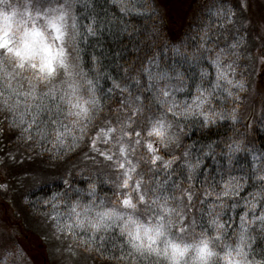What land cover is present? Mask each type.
<instances>
[{
    "label": "snow or ice",
    "instance_id": "1",
    "mask_svg": "<svg viewBox=\"0 0 264 264\" xmlns=\"http://www.w3.org/2000/svg\"><path fill=\"white\" fill-rule=\"evenodd\" d=\"M227 5L205 0L195 26L159 43L164 25L153 19L155 0L119 8L117 0H37L26 15L53 33L47 64L17 63L12 42L0 44V135H17L50 160L78 157L87 185L65 181L43 200L57 238L108 253L115 264H169L128 232L135 214L177 240L198 235L209 264H264V142L257 148L234 131L248 86L244 38L234 25L246 5ZM189 123L208 130L230 124L233 135L185 148L181 125ZM105 183L115 202L100 196Z\"/></svg>",
    "mask_w": 264,
    "mask_h": 264
},
{
    "label": "trees",
    "instance_id": "2",
    "mask_svg": "<svg viewBox=\"0 0 264 264\" xmlns=\"http://www.w3.org/2000/svg\"><path fill=\"white\" fill-rule=\"evenodd\" d=\"M12 1H17V3H21V5L23 7L26 6V8L31 6L32 9L35 8L37 2V0ZM243 1H245V4ZM261 1L264 0H240L241 4L251 9V12L248 14L246 7L243 8L242 13L238 10L236 24L234 25V29H241L240 35L244 38V43L241 45L243 50L241 71L243 72V78L248 84L245 91L241 94L243 96L242 103L236 105L239 110L240 123L235 125L234 131L240 133L242 137L246 136L257 148L264 142V128H262L260 123L261 117L264 116V94L257 95L252 93L254 70L251 68L249 60H247V58L244 59V57H247L250 52H257L260 56L264 57V34H261L259 30L261 15L257 13L258 9L261 10V8H259L260 6H263L264 12V5L261 4ZM236 2L237 0H228L227 6L235 5ZM101 3H103V0H101ZM125 3H127V0H117V8ZM204 3L205 0H155L158 16H154L153 19L156 20L157 25L161 23L164 25L159 43H164L165 39L176 40L177 38H182L183 33L188 30L189 24L195 26V17L199 15L198 6ZM111 11L115 12L116 9H112ZM241 17L247 18L251 22L248 21L242 24ZM206 19L207 18H205V22ZM145 22L144 20H140L131 21L130 23L140 26ZM147 23L151 27V21H147ZM216 23L218 22L214 20L213 25L215 26ZM253 126L262 128V130L255 132L252 130ZM181 127L183 131L187 133V136L182 140L185 148L194 146L196 149H199L203 145L221 140L225 135H233V128L230 124L222 127L213 126L211 130L201 129L199 124L194 125L192 123H189L186 127L182 124ZM0 142H2L0 143L2 145L0 150H4L0 152V156H3V161L16 163V160H21L25 162L23 166L12 165L11 163L6 164L9 165L7 166L9 168L10 166H15L13 171H19L21 168L20 172L24 171L23 174L25 176L24 180L26 181V186L19 190V205H16L20 207L19 211L24 213L22 217L25 219V224H28L21 232L23 240L31 242L29 237L32 232H36L37 237H45L48 240L51 239V236L56 237L54 230L49 226V221L44 217V214L49 211V208L43 206L42 202L51 193L63 191L65 181H68L73 187H87V185L80 183L82 178L79 175L81 167L77 166L78 157H71L67 161L63 159L57 161L55 158L50 160L49 153L42 152L40 148L36 146H26V142L21 141L17 135L12 133L1 135ZM3 146H6V148H3ZM8 148L10 150H6ZM7 151H10L9 154H12V156L7 157ZM180 151H183V149ZM217 151H219V149H217ZM175 154H179V152ZM241 163H243L242 159ZM206 164L208 167H211L212 161L208 160ZM207 170L208 168L206 167L205 171ZM109 174L110 173L105 171L104 177ZM35 175L37 176V180L30 182L32 176ZM38 175H42L43 180ZM45 182L47 183V187L44 188L43 191L39 190ZM57 184H59V187H57ZM249 191H252V189L249 188ZM29 192L34 194L29 195ZM99 194L101 197H108L109 203L115 202V194L107 183L100 187ZM243 195L246 196L247 192ZM37 200L41 201V203H35ZM241 204H243V200H241ZM229 215H232V213L229 212ZM20 228L21 226L19 229ZM37 228H40L41 231L38 232ZM5 233V230L2 233L0 232V261L4 260L6 254L10 253V255L7 256V264H34L29 259L28 252L23 249L24 247L11 239V237H8ZM64 238L68 243H71V246L81 255L79 256L77 264H115V261L108 260V253L85 252L82 248L75 247L73 241L67 236ZM194 238H198V235L194 237L192 233H186L183 237V239ZM50 244V247L53 248V244Z\"/></svg>",
    "mask_w": 264,
    "mask_h": 264
},
{
    "label": "clouds",
    "instance_id": "3",
    "mask_svg": "<svg viewBox=\"0 0 264 264\" xmlns=\"http://www.w3.org/2000/svg\"><path fill=\"white\" fill-rule=\"evenodd\" d=\"M25 16L26 13H25ZM12 42V50L16 53L10 57L17 63L44 64L55 53L53 33L47 22H35L22 19L14 6L9 5L8 0L0 3V44ZM128 232L136 238L137 244H143L145 248L158 249L161 255H167L169 264H184L187 256V264H209L206 262L208 249L204 244L195 239L177 240L166 232L156 230L154 222L148 223V219L133 214L127 221ZM212 252L216 249L212 248ZM223 256V254H220ZM221 264L223 261L221 260Z\"/></svg>",
    "mask_w": 264,
    "mask_h": 264
},
{
    "label": "rangeland",
    "instance_id": "4",
    "mask_svg": "<svg viewBox=\"0 0 264 264\" xmlns=\"http://www.w3.org/2000/svg\"><path fill=\"white\" fill-rule=\"evenodd\" d=\"M243 2L245 4V1ZM0 3H2V0H0ZM8 3L9 5L15 7L20 18L28 19V17L25 16V13H27L29 8H26V6L23 7L21 3H17V1L13 2L12 0H8ZM261 4L264 5V1H261ZM259 8H261V10L258 9L257 13L258 15H261L260 18L264 20L263 6H260ZM246 10L247 13L250 14L251 9L246 7ZM261 19L259 30L261 31V34H264V21ZM248 21L250 20L241 17L242 24H245ZM246 58L249 60L251 68L254 70L252 93L257 95L264 94V57L260 56V54L257 52H250L247 57H244V59ZM1 146L2 145L0 144V148ZM3 148H6V146H3ZM9 148L6 150H10ZM2 151L4 150H0V152ZM9 153L10 151H7V157L12 156V154ZM8 163H11L12 165L23 166L25 162H22L21 160H16V163L11 161H3V156H0V184L7 185L6 190H0V232L2 233L5 230V234H7L8 237H11V239L24 247L23 249L28 252L29 259L34 264H77L79 261V256L81 255L71 246V243H68L65 238L59 239L57 237L51 236V239L48 240L45 237H37L36 232H32L31 236L29 237L31 242L23 240L21 232L22 229H25L28 226V224H25V219L22 217L24 213L19 211L20 207L18 209V206L16 205L19 203L20 199L18 196L19 190L26 186V181L24 180V171L20 172L22 168L19 171H13L15 166H10L9 168L7 167L9 165H6ZM42 177L43 176L41 175L40 178L42 179ZM36 180L37 176L35 175L32 176L30 182H34ZM20 226L21 228L19 229ZM37 231L40 232L41 229L37 228ZM50 243L53 244V248L50 247ZM70 248L72 249L71 253L69 252Z\"/></svg>",
    "mask_w": 264,
    "mask_h": 264
}]
</instances>
